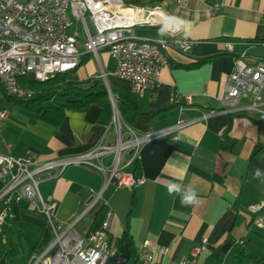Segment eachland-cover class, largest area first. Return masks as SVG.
Listing matches in <instances>:
<instances>
[{"label":"crops","instance_id":"1","mask_svg":"<svg viewBox=\"0 0 264 264\" xmlns=\"http://www.w3.org/2000/svg\"><path fill=\"white\" fill-rule=\"evenodd\" d=\"M124 1L143 8L157 5L166 15L187 21L190 50L168 48L155 91L136 93L129 80L113 75L114 60L107 51H98L96 57L81 48L79 64L69 71L64 85L88 89L101 79L107 95L85 108L65 109L57 125L20 106L11 107L10 113L2 108L6 115L0 119V153L28 152L40 160L64 157L92 149L101 140L115 142L116 120L136 133L192 120L169 135L143 142L134 155L136 171L132 162L124 166L130 152L120 155L124 172L139 171L145 179L133 188H115L111 182L105 186L104 173L83 165L69 166L60 176L41 181V195L52 197L51 217L63 223L74 220V230L83 234L98 226L103 210L110 208L109 237L127 256L125 264H136L134 250L145 240L154 249L165 248L156 264H180L201 240L207 250L194 264L208 263L213 249L221 264H234L240 254L245 255L243 264H264V226L248 228V206L264 199V177L254 178L256 168L264 172V123L254 112H222L220 100L234 58L242 56L249 64L264 58V0ZM161 28L134 26L130 34L153 39L161 37ZM179 34L185 36L183 28ZM225 42L231 51L225 50ZM208 55L213 57L194 65ZM70 98L51 101L62 104ZM210 111L215 112L203 117ZM127 135L128 131L122 137ZM172 181L191 185L198 202L182 206L179 195L167 192L165 185ZM3 186L5 182H0V190ZM6 211L1 228L16 252L13 261L30 264L51 239L50 223L25 202ZM16 229L20 233L10 245L6 232L12 237L11 230Z\"/></svg>","mask_w":264,"mask_h":264},{"label":"built area","instance_id":"2","mask_svg":"<svg viewBox=\"0 0 264 264\" xmlns=\"http://www.w3.org/2000/svg\"><path fill=\"white\" fill-rule=\"evenodd\" d=\"M170 17L153 5L143 8L128 5L124 0H0V83L6 95L31 98L33 91L19 83L20 78L34 73L42 80L62 72H69L80 61L81 48L97 57L105 50L114 60L113 75L131 82L136 93L155 91L159 74L167 64L168 48L189 51L193 41L170 28L166 35L143 39L130 34L134 26H161ZM77 23L80 31L73 26ZM225 50L231 44L225 42ZM221 97L222 112H254L264 123V58L246 63L242 56L233 59ZM173 95L171 101H176ZM185 101L191 96H184ZM210 111L206 117L213 114ZM6 115L0 109V119ZM178 121L174 126L160 131L136 133L116 120L118 138L111 143L101 140L92 149L74 155L40 160L31 153L15 156L0 153V202L18 204L25 202L42 213L50 223L51 239L46 247L33 255L30 264H125L127 256L112 243L109 222L112 217L106 207L99 225L80 234L73 228L74 220L58 222L51 217L53 207L50 195L43 197L39 183L60 176L67 167L83 165L106 175V182L115 188H133L145 179L122 169L129 165L143 142L171 134L191 123ZM128 131L126 137H122ZM130 152V159L122 166L120 155ZM92 197L85 210L96 200ZM7 207L0 209V229L7 217ZM251 219L248 228L264 226V199L248 206ZM241 243L243 240L240 241ZM207 250L201 240L183 257L180 264H194L195 258ZM165 248L154 249L147 240L134 250L136 264H156ZM204 264H221L220 262Z\"/></svg>","mask_w":264,"mask_h":264},{"label":"trees","instance_id":"3","mask_svg":"<svg viewBox=\"0 0 264 264\" xmlns=\"http://www.w3.org/2000/svg\"><path fill=\"white\" fill-rule=\"evenodd\" d=\"M213 55H208L196 60L197 63H195L194 65L207 62L213 57ZM68 73L69 72H62L61 74L56 73L48 77V79L46 78L42 80L30 78L29 76H24L17 80L21 85L28 87L33 91V96L31 98H18L6 95L1 83L0 88L2 89L4 95L8 100L17 104L21 108H25L37 113L41 120L49 122L53 125H57L63 117L65 109L85 108L89 103L94 102L97 98L107 95L106 87L102 83L101 79H97L96 83L88 89H83L71 85H64V79L66 78ZM68 96H72V98L65 100V102H63L62 104L59 103L49 106L47 104V102L49 103V101L53 100L56 97L66 98ZM132 163L134 164L133 170H138L139 164L136 157L132 160ZM12 204V202H0V209L4 206L9 207ZM129 246L133 252L134 249H132V244L130 241ZM15 253L16 252H14V250L10 249L5 240L4 230L0 229V264H16L13 261L14 257L16 256ZM244 259L245 255L240 254L237 259H235L234 264H243ZM207 262H220V256L214 249L207 257Z\"/></svg>","mask_w":264,"mask_h":264},{"label":"clouds","instance_id":"4","mask_svg":"<svg viewBox=\"0 0 264 264\" xmlns=\"http://www.w3.org/2000/svg\"><path fill=\"white\" fill-rule=\"evenodd\" d=\"M188 22L180 17H167L164 26L160 29L159 35H166L170 28H174L175 31L184 29L185 37L188 36ZM264 177V172L260 168H256L254 171V178ZM169 195H179L180 203L182 206H192L198 202V193L191 185H181L175 181L169 182L165 185Z\"/></svg>","mask_w":264,"mask_h":264},{"label":"rangeland","instance_id":"5","mask_svg":"<svg viewBox=\"0 0 264 264\" xmlns=\"http://www.w3.org/2000/svg\"><path fill=\"white\" fill-rule=\"evenodd\" d=\"M73 26L77 29V31H80V26H78L77 23H74ZM53 101H50L49 104L53 105ZM11 107L13 108H20L17 104L13 103L12 101L8 100L7 97L4 95V92L2 91V89L0 88V109L5 108L8 109V112L10 113L12 111ZM12 231V237L11 234H8V232H6L7 235V241L8 243L11 245L12 243H15L14 240H16L18 238V234L20 233L19 230H11ZM20 242V239H19ZM30 243H32L30 241ZM13 245V244H12Z\"/></svg>","mask_w":264,"mask_h":264},{"label":"water","instance_id":"6","mask_svg":"<svg viewBox=\"0 0 264 264\" xmlns=\"http://www.w3.org/2000/svg\"><path fill=\"white\" fill-rule=\"evenodd\" d=\"M28 76H29L30 78H34V73H33V72H29V73H28ZM135 174H136V175H140V172L138 171V172H136Z\"/></svg>","mask_w":264,"mask_h":264}]
</instances>
